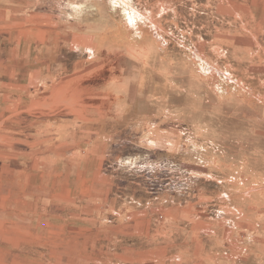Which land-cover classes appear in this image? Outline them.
<instances>
[{"label": "rangeland", "instance_id": "obj_1", "mask_svg": "<svg viewBox=\"0 0 264 264\" xmlns=\"http://www.w3.org/2000/svg\"><path fill=\"white\" fill-rule=\"evenodd\" d=\"M0 10V264H264V0Z\"/></svg>", "mask_w": 264, "mask_h": 264}, {"label": "crops", "instance_id": "obj_2", "mask_svg": "<svg viewBox=\"0 0 264 264\" xmlns=\"http://www.w3.org/2000/svg\"><path fill=\"white\" fill-rule=\"evenodd\" d=\"M1 1L2 0H0V2ZM4 13H5V15H4ZM6 14H7V10H0V32H1V30H2V28L4 26V24H5V21H6ZM7 23H8V26H10V27L16 26L15 22L11 23L10 21H7ZM12 43H13V50L10 49L9 51L8 50L3 51L2 47H1V36H0V88H1L2 68H4L7 65L11 66V64L9 62L12 59V54H13V57H16V55H17V46H16V44H17V34L14 33V32H12L10 34V36L8 37V43L7 44L10 47V45L12 46ZM7 97L8 96H5L4 99L6 100Z\"/></svg>", "mask_w": 264, "mask_h": 264}]
</instances>
